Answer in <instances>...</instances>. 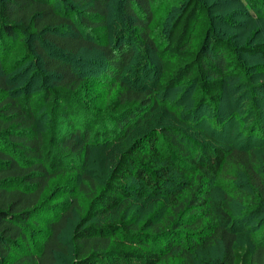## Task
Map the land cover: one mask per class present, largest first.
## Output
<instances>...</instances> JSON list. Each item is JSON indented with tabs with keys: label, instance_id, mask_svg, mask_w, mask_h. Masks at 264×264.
Wrapping results in <instances>:
<instances>
[{
	"label": "trees",
	"instance_id": "trees-1",
	"mask_svg": "<svg viewBox=\"0 0 264 264\" xmlns=\"http://www.w3.org/2000/svg\"><path fill=\"white\" fill-rule=\"evenodd\" d=\"M111 1L0 0V264H58L68 255L73 264H264V153L219 140L204 123L211 109L216 126L232 124L218 105L229 81L249 73L242 55L264 58V42L238 45L216 33L203 0H178L161 46L152 36L154 0H123L119 25ZM236 1L248 20H264V0ZM136 35L158 59V79L147 87L121 82ZM83 49L101 51L104 82L121 84L105 114L78 100L88 77L71 56ZM34 53L56 80L14 90L11 73ZM252 69L264 77V63ZM178 88L183 94L167 103ZM255 104L242 114L258 121L248 142L255 131L264 139ZM118 140L100 178L91 156ZM232 168L236 197L215 188ZM72 169L76 187L48 201L51 181ZM258 219L262 232L247 231Z\"/></svg>",
	"mask_w": 264,
	"mask_h": 264
},
{
	"label": "rangeland",
	"instance_id": "rangeland-1",
	"mask_svg": "<svg viewBox=\"0 0 264 264\" xmlns=\"http://www.w3.org/2000/svg\"><path fill=\"white\" fill-rule=\"evenodd\" d=\"M177 1L178 0H154L156 17L152 23V36L155 42L161 46H163L165 43V36L169 27L168 24L171 20L170 19L167 21L166 19V15L169 11L168 9ZM203 2L207 4L209 8H211L212 15L214 16V24H216L217 34L221 36H230V38L238 45L264 42V20L256 21V23L248 20L244 15L243 7H241L240 4L238 5L236 0H203ZM122 3L123 0H112L110 3L111 20L116 21L118 25V22L121 21V15H123L124 12L122 11ZM74 6L75 8L77 7L79 9H83L85 7V5L81 4H76ZM125 34H123L122 38L120 39V44L124 43L126 40ZM92 36H94V33ZM100 40L104 41L105 35H101ZM131 43H133L132 46L134 47L133 56L131 58L130 67H128L126 70V74L124 73L126 78L121 80V82L127 86L136 85L137 87H140L145 85V87H147L152 81L158 79L156 75L158 69V59L156 57V53L154 50L150 48L148 49L144 45L142 46L137 35L133 38ZM242 56L248 67L249 73L247 76L242 77L241 79L229 81L226 86V96L224 97V100L218 105V111H221L224 114L233 115L232 124L226 123L225 125H222V128H220L219 125L216 126V124H218L217 121V123L214 122L216 112L215 110L211 109L210 111L205 112L206 115L204 114V117L206 118L204 123H207L205 124L207 129L212 132V134H214L219 140L228 141V143L238 145L240 148H256V150L259 151L258 153H264V139L257 137V131L252 132V139L249 142L246 140V133L258 125V121L253 115L254 113L248 114V118L242 116V114H244V109L246 108L245 105H249V107L252 108L253 105L250 104L256 103L255 105H257V107H255L254 110L257 113L261 112L259 115V120H262L264 123V77L252 69L258 63H264V58L260 56H257V58H251L245 55ZM103 59V53L97 49H83L80 53H78V55L71 56L74 69L82 72L83 77H88V79L86 78V81L81 83L78 88V92L80 94L78 100H80V102L86 107L105 114V106L112 102V100L117 96L121 88V84H116L113 86L112 84L110 85L104 82L106 81L105 79L107 76L99 72L97 68L99 64L95 63V60L98 61ZM11 76L13 89L26 93L30 91H40L47 86L53 85L54 81L56 80L52 74L48 73V71H45L35 53L31 56V58L25 61L21 67L14 70L11 73ZM236 84H239V86ZM182 90V88L176 89L169 96V100L166 99L167 103L170 104V102L175 101L177 97L181 96L183 94ZM164 95L165 94L160 95V98L158 99L160 101L163 100L165 97ZM258 103L262 104L259 105ZM161 110L158 112L159 115L156 116L157 118L162 114ZM241 116L244 117L243 120L247 121L245 123L246 125L240 121L242 119ZM154 121L155 117H150L148 121L145 119L141 128L145 129L146 127L144 128V124L147 123L149 126L151 125L149 123ZM135 130L137 131L139 128ZM137 132L142 133L144 131L140 130ZM123 142L124 141L120 140L114 141L113 144L109 145L105 149H102L101 154H92L91 158L96 164L95 168H92V170L96 172L99 170L96 175H98L100 178H102L104 175V164H112L114 162L116 159L115 157L120 151V145ZM214 144L217 145V143ZM73 169L70 172H66L64 176L58 175L51 181L52 183L47 190L48 195L46 198L48 201L51 199V202L59 203L64 200V197L62 196L56 197L59 193L58 191H60L61 188L63 189L69 185L76 187L74 182L77 179V175ZM236 175L237 170L232 168L229 171V174H223V176L220 177V179L215 184V188L218 191H223V193L230 194L233 197L238 196V187L235 182ZM217 195L219 196V194ZM75 225V221H71L69 227H67V229L64 231L63 239L65 241L71 240L72 231ZM246 226L248 229H246L247 231L254 229L253 231H257V234L261 233L263 230V225L260 223L259 219L256 220L253 225L247 224ZM41 228L42 225H38L36 230ZM241 234L246 236L247 233L245 234V232L241 231ZM59 257L60 259L58 264H73V257L69 255Z\"/></svg>",
	"mask_w": 264,
	"mask_h": 264
}]
</instances>
